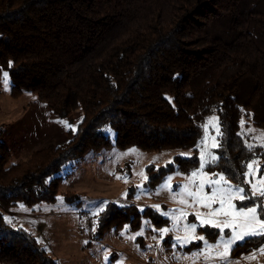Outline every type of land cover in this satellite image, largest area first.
Here are the masks:
<instances>
[{
  "label": "trees",
  "instance_id": "1",
  "mask_svg": "<svg viewBox=\"0 0 264 264\" xmlns=\"http://www.w3.org/2000/svg\"><path fill=\"white\" fill-rule=\"evenodd\" d=\"M0 70L9 73L13 98L32 94L71 124L76 112L82 114L66 146L44 148L12 166L0 130L4 209L55 203L66 166L114 147L191 152L149 166L147 187L176 173L188 176L199 168L201 126L212 115L223 132L215 150L222 159L207 171L250 192L245 165L258 159L264 168L263 149L250 152L237 135L242 118L264 129V0H0ZM65 200L75 203L79 196ZM144 221L157 229L170 225L154 209L110 202L98 216L95 238L125 226L137 232ZM208 230L202 233L215 241L217 229L211 230L217 235ZM262 246L264 237L248 238L232 256ZM0 264L57 263L0 213Z\"/></svg>",
  "mask_w": 264,
  "mask_h": 264
},
{
  "label": "rangeland",
  "instance_id": "2",
  "mask_svg": "<svg viewBox=\"0 0 264 264\" xmlns=\"http://www.w3.org/2000/svg\"><path fill=\"white\" fill-rule=\"evenodd\" d=\"M81 119L82 114L76 112L74 124H71L68 119L53 115L44 102L29 93L19 99L13 98L10 79L7 83L2 79L0 130L2 141L10 152L9 166L29 160L35 152L44 148L66 146L70 130L56 121H68L75 126L76 130ZM249 127L255 129V132L244 138L248 144L256 145L258 141L253 137L264 132V129L254 127L245 121V129ZM108 135L114 141V133L108 131ZM210 135H215V131L210 129ZM262 149L264 151V148ZM132 150L135 152L133 153ZM215 150L216 148L212 149L214 153ZM198 152L200 156L199 149ZM182 153H190L191 156L190 151L151 153L137 148L120 150L115 147L101 152H92L81 164L68 165L62 171L58 198H63V202L57 198V201L52 204H41L32 208L18 205L11 210L0 206V213L9 226L22 228L32 234L37 242L40 241L39 245L57 264H120L121 261L122 264H264V255L259 254V249L252 252L256 253L255 259L252 260L248 259L252 253L234 258L232 250L227 262L219 259L205 261L202 256L197 260L191 258L204 247L203 242L193 241L184 246L176 244V237L185 235L183 229L186 224H199L194 215L195 209L187 208L172 199V195L181 191L182 186L187 183L185 179L187 176L177 173L169 176L172 188L170 193L161 189L169 177L158 187L150 188L146 186L148 179L143 180L139 174L143 172L148 177L149 166L155 168L166 166L169 164L168 161H173L177 155L189 157L181 155ZM260 165L261 171H264L261 161ZM208 166L204 171L212 175L207 171ZM117 176L126 177L127 183L124 179H117ZM212 178L216 177L212 176ZM138 185L142 187H137ZM248 186L250 188L249 184ZM158 191L159 194H157ZM205 191L210 189L206 187ZM67 194L78 195L79 201L67 202L65 200ZM110 202L123 207L136 206L141 210L154 209L170 221V225L165 227L170 229L169 233L161 237L160 229L144 221L137 232H132L127 227V232L125 228L118 233L111 231L102 240H97L95 231L99 215H93V212L98 211L97 205L105 209ZM237 202L238 200L234 201L236 204ZM156 205H159V210L155 207ZM180 210L187 212L188 215L177 224L172 219V215L175 213L178 216ZM200 211L207 212V209H200ZM93 228H95L94 231ZM203 228L209 229L210 235L218 234V238L210 241L202 233ZM211 230L213 228L208 226L199 227L197 235H203L209 244H215L219 239V230L217 229V234ZM122 232L124 235H121ZM137 233L142 235H136ZM229 235V230L226 229L225 238ZM129 236H136V239L130 240ZM167 239L170 242L165 244ZM244 241L237 242L233 249ZM192 244H198L199 246L196 247L198 250L192 252L189 249ZM105 255L108 256L107 262L104 259Z\"/></svg>",
  "mask_w": 264,
  "mask_h": 264
},
{
  "label": "snow or ice",
  "instance_id": "3",
  "mask_svg": "<svg viewBox=\"0 0 264 264\" xmlns=\"http://www.w3.org/2000/svg\"><path fill=\"white\" fill-rule=\"evenodd\" d=\"M9 67H11V62H9ZM0 75H2L3 81L7 83L9 73L0 70ZM166 99H169L171 102V98L166 97ZM241 111L243 112V110ZM56 122L62 124L67 130L75 131V126L71 125L68 121L59 120ZM201 127L204 129V137L197 145L200 151L199 168L185 177L187 183L182 186V190L172 195L173 201L187 208L195 209L194 215L199 224H186L183 229L185 235L183 237L177 236L176 244L184 246L193 241H201L204 247L194 254L191 257L192 259L197 260L202 256L205 261L219 259L227 262L229 261L233 246L237 242L244 241L247 238L264 237V171H261L258 159H252L245 165L246 171L243 173V183L250 185V192H246L245 188L241 185L233 184L231 178L223 173H214L212 175L206 173L204 171L206 166L222 159L212 149L222 147L221 138L223 137V132L219 118L216 116L209 117ZM240 127L241 132L237 133V135L242 138L255 132V129L251 127L245 129V120L243 118L240 121ZM210 129L215 131V135H210ZM106 131H110V129H106ZM253 138L258 141V144H247L246 146L250 152L254 147L264 148V132ZM209 142H211V147H209ZM132 152L134 153L135 150H132ZM181 155L190 156V153H182ZM168 163L171 164L172 161H168ZM139 175H141L143 180L148 179L147 175L143 172ZM212 176L216 178L213 179ZM116 178L124 179V182L127 183L126 177L117 176ZM137 187L142 186L138 185ZM206 187L210 191L206 192ZM161 189L167 190L170 193L172 192L171 177L161 186ZM157 194H159V191ZM58 199L63 202V198ZM237 200L241 202V206L239 207L234 203ZM245 201H251V203L245 204ZM214 205H218V207H214ZM155 207L159 210V205ZM97 208L98 211H94L93 215H99V212L104 211L102 206L97 205ZM200 209H207V212L200 211ZM187 215V212L180 210L178 216L173 213L172 219L178 224ZM8 222L10 223L11 221L9 220ZM205 226L219 230L217 243L209 244L203 235H197V229ZM226 229L230 233L228 238H225ZM94 230L95 228H93ZM127 231V226H125V232ZM159 231L161 237H163L169 233L170 229L164 228ZM121 235H124V232ZM136 235H142V233H137ZM128 238L134 241L136 236H129ZM258 251L259 254L264 255V247L259 248ZM255 257L256 253H252L248 259L252 260ZM104 259L107 262L108 256L105 255ZM120 264H122V261Z\"/></svg>",
  "mask_w": 264,
  "mask_h": 264
}]
</instances>
